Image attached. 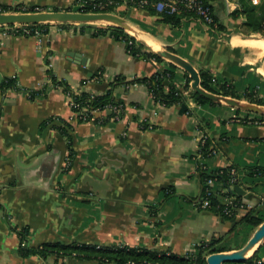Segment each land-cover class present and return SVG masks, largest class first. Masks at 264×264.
Listing matches in <instances>:
<instances>
[{
    "label": "crops",
    "instance_id": "1",
    "mask_svg": "<svg viewBox=\"0 0 264 264\" xmlns=\"http://www.w3.org/2000/svg\"><path fill=\"white\" fill-rule=\"evenodd\" d=\"M78 1L0 0V4L67 11ZM127 1L116 10L124 13L121 17L130 25L124 31L141 41L145 51L172 48L196 69H207L219 81L233 85L236 93L253 92L264 99V35L249 30L243 17L230 16L239 0L212 1L223 30L207 28L190 15L173 27ZM168 62L133 57L124 40L108 33L78 32L77 26L51 24L40 38L0 34V74L27 89L50 84L49 70L74 93L101 94L116 76L124 81L149 76ZM174 72L182 90L184 70L178 67ZM94 74L96 78H89ZM187 92L183 91L182 103L165 106L152 99L144 84L121 83L113 89L115 99L124 105L121 118L96 111L91 120L77 122L61 85L50 86L45 95L33 100L21 90L0 88V264H53L52 256L18 255L16 230L22 227L29 228L26 243L30 246L125 244L181 256L216 238L227 240L237 224L199 207L200 161L209 169L236 168L245 203L237 210L236 221L246 207L263 215L264 178L244 170L264 167V125L240 121L259 115L250 117L249 112L218 103L198 104ZM50 118L54 120L40 129ZM56 118L71 124L74 158L63 173L68 151L55 129ZM202 134L208 136L214 153L198 160ZM213 186L219 195L226 191L218 183ZM63 264L110 263L70 257Z\"/></svg>",
    "mask_w": 264,
    "mask_h": 264
},
{
    "label": "trees",
    "instance_id": "2",
    "mask_svg": "<svg viewBox=\"0 0 264 264\" xmlns=\"http://www.w3.org/2000/svg\"><path fill=\"white\" fill-rule=\"evenodd\" d=\"M86 1L82 4V10L84 12H111L123 16V12H117V7L123 3V0H82ZM139 0H128L127 3L129 6L134 8L138 7ZM96 3H105L107 4L103 8L95 7L93 8L92 4ZM2 10H12L9 5L0 4ZM32 8L33 6H29ZM141 8V7H138ZM147 10L152 15H157L159 21L167 23L173 27L178 26L181 23V19L186 16V14H173L165 15L157 13L153 7L149 4L142 7ZM230 16L233 19L238 18L239 16L245 19L246 27L255 32H259L264 35V0H260L258 4H253L251 0H239L238 9L233 10L230 13ZM216 20V27L218 30H223V25ZM51 24H56L62 28L67 27H78V32H83L90 30L92 35H105L110 34L114 39H122L126 43L127 52L133 57H144L147 59H153L157 62H164L165 59L161 58L155 53L145 51L146 47L138 40H136L132 35L126 33L122 28L110 25V24H97V23H37V24H23L24 27L28 28L33 35L36 31L40 32L42 35L47 34L49 31V26ZM14 24L9 25H0V34L8 33L11 34L12 27ZM76 30V29H75ZM30 36V35H28ZM167 50L175 52L172 48ZM148 52V53H147ZM178 68L171 62H168L167 66L157 69L151 75L145 77H137L127 81H124V78L121 76H116L112 81L109 82L106 90L101 94H94L82 90L80 92H72L68 84L64 81H58L51 71H47L48 78L50 79V84H46L40 89H27L24 87H19L13 78L5 77L2 80L0 85L1 90L6 91L7 89H15L23 91L29 99L33 100L34 98L43 96L46 94L50 86L61 85L66 94L71 98L73 105L71 110L77 112L79 117L77 122L88 121L94 118L93 112L96 111H107L108 117L114 118L116 116L115 108L119 110L118 118L123 116L124 105L121 101L115 99L113 95V89L116 85L121 83H141L146 86L148 91L153 94L154 101L165 106H171L174 104L182 103L184 101L185 95L183 91H188V95L196 103H211L215 102L209 101L203 96L194 92L189 86L190 77L184 71L186 76V83L182 86L181 90L176 85V75L174 69ZM198 74L200 77V86L212 93L229 96L232 98L247 100L251 103H256L259 105H264V99L259 98L258 96H253V92L245 91L243 95L236 93L233 88V85L227 82H221L214 76L209 70L204 68H198ZM96 78L97 74L92 75L89 78ZM86 80H83L84 83ZM237 109V108H236ZM239 110V109H237ZM261 118H264V115L258 114ZM82 117H86L85 120ZM58 120V125L55 126V129L58 130L59 135L64 140L66 148L68 151V163L65 167L61 169V172H66L70 168L74 152L71 148L72 136H71V124L64 119L56 118ZM116 120V118H114ZM53 118L46 119L40 124V129L46 126L47 123H50ZM243 123L253 124L251 120L247 118L240 119ZM201 154V158H209L214 153V148L210 143L209 138L206 139L204 145L198 151ZM199 163V162H198ZM230 168L234 166L220 167L216 169H209L206 163L201 162L197 165V172L202 184L201 196L204 195L205 183L208 178L214 179V184L218 183L222 188H225L226 191L221 192L219 195L215 191L214 186L210 189V195L208 199L210 201V209L216 212L221 216L223 220H232L233 223H244L248 226V233L246 240L249 238L254 229L264 221V214L255 212L253 209L245 208L244 214L236 221L235 217L237 215V210L233 211L231 216H226L222 213L221 207H217L219 202V197L224 195H232L235 197L238 205L245 206V203L242 201L241 195L233 192V187L237 184H240L241 178L238 175H232ZM255 168H264L261 166H252L244 170L245 173L251 174L250 172ZM236 169V168H235ZM238 174V172H237ZM234 178V181L231 180ZM200 196V197H201ZM236 226V225H235ZM16 234L19 238V245L17 253L22 258H28L30 256H39L41 258H47L48 256L53 257V264H63V260L66 258H79L83 260H96L101 263H110V264H206L205 257L207 254L212 252H220L230 250L227 245L224 244L223 238H216L214 241H209L201 244L196 248V250L190 255L181 256L172 252L150 249L145 246H128L125 244L117 245H100L94 243H79V242H44L37 244L35 246H30L26 243V238L29 236V228L22 227L16 230ZM246 240L238 247H241ZM224 264H264V239L259 247L253 252V254L247 259L241 262H228Z\"/></svg>",
    "mask_w": 264,
    "mask_h": 264
},
{
    "label": "water",
    "instance_id": "3",
    "mask_svg": "<svg viewBox=\"0 0 264 264\" xmlns=\"http://www.w3.org/2000/svg\"><path fill=\"white\" fill-rule=\"evenodd\" d=\"M103 23L115 25L123 30H130V25L126 20L118 14L111 12H84L80 5H73L67 11H40V12H4L0 13V25L9 24H37V23ZM141 42V41H140ZM142 43V42H141ZM149 52L155 53L161 58L173 63L183 69L190 77V87L197 94L203 96L209 101L234 107L246 112H253L264 115V105L251 103L248 101L215 94L203 89L200 86V77L198 70L188 60L171 52L165 48H150ZM148 53V52H147ZM74 55V54H73ZM80 63L84 62V57H80ZM3 77L0 74V84ZM182 111L186 110L185 104L181 107ZM52 162V155L46 157ZM48 170L51 166L47 165ZM49 172V171H48ZM233 192L239 195L244 193L243 189L238 185L233 187ZM264 239V221H262L251 233L246 242L239 248L234 250H226L220 252H212L206 255V264H224L228 262H241L250 257L259 247Z\"/></svg>",
    "mask_w": 264,
    "mask_h": 264
},
{
    "label": "built area",
    "instance_id": "4",
    "mask_svg": "<svg viewBox=\"0 0 264 264\" xmlns=\"http://www.w3.org/2000/svg\"><path fill=\"white\" fill-rule=\"evenodd\" d=\"M153 7V9L159 13V14H165V15H173V14H186L190 15L194 18H196L200 23L205 25L207 28L214 29L216 27V20H215V15L213 11V5L212 1L213 0H139L138 2V7H144L145 5L149 4ZM81 7L82 4L85 3L86 1L79 0L78 1ZM93 8L98 7V8H103L107 4L103 3H96L92 4ZM12 10H2V7L0 6V13L4 12H40L44 11L45 9H42L38 6H33L30 8L27 5L24 4H17V5H11L10 6ZM83 11V10H82ZM12 35H25V36H35L40 38L41 33L40 32H35L33 35H31V31L24 27L23 24H14L13 27L11 28ZM2 34H8V33H2ZM150 96L152 99H154L153 94L150 93ZM69 99V106L73 105V102L71 101V98L68 96ZM73 112V115L76 119L80 118L77 112ZM95 112H93L94 114ZM115 113L116 116L114 118H118V113L119 110L115 108ZM83 120L86 119V117H82ZM252 123L254 125H264V118H261L260 116L256 117L253 119ZM151 128V127H149ZM208 138L207 135L202 134L199 137V149L204 145L206 139ZM198 160L201 159V154L198 152L196 155ZM68 163V156L65 158V166ZM201 164V161L199 162ZM230 172L232 175H237V171L235 168H230ZM251 175L253 177L257 178H264V168H255L251 172ZM234 181V178L231 180ZM214 184V179L208 178L205 183V188H204V195L200 197V200L198 202L199 207L201 209H210V201L208 199V196L210 195V189L212 188ZM217 207H221L222 213L226 216H231L233 214V211H236L238 209H241L243 205H238V203L235 200V197L232 195H224L221 199H219V202L217 203ZM190 255V254H187ZM186 255V256H187Z\"/></svg>",
    "mask_w": 264,
    "mask_h": 264
},
{
    "label": "rangeland",
    "instance_id": "5",
    "mask_svg": "<svg viewBox=\"0 0 264 264\" xmlns=\"http://www.w3.org/2000/svg\"><path fill=\"white\" fill-rule=\"evenodd\" d=\"M248 114L250 115V117L255 116V113L253 112H249ZM247 233H248V226L245 225L244 223H238L235 233L231 237H229L227 240H225L224 244L227 246L240 245L245 241L247 237Z\"/></svg>",
    "mask_w": 264,
    "mask_h": 264
},
{
    "label": "bare ground",
    "instance_id": "6",
    "mask_svg": "<svg viewBox=\"0 0 264 264\" xmlns=\"http://www.w3.org/2000/svg\"><path fill=\"white\" fill-rule=\"evenodd\" d=\"M191 256V255H190Z\"/></svg>",
    "mask_w": 264,
    "mask_h": 264
}]
</instances>
